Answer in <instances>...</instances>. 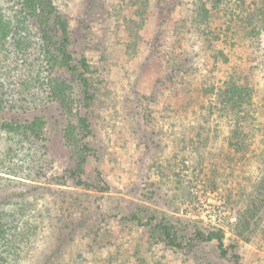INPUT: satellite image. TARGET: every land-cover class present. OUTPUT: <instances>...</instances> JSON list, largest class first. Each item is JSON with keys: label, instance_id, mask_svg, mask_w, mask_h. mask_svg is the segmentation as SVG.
Returning a JSON list of instances; mask_svg holds the SVG:
<instances>
[{"label": "rangeland", "instance_id": "374dc122", "mask_svg": "<svg viewBox=\"0 0 264 264\" xmlns=\"http://www.w3.org/2000/svg\"><path fill=\"white\" fill-rule=\"evenodd\" d=\"M215 1L0 0V263L264 264V0Z\"/></svg>", "mask_w": 264, "mask_h": 264}, {"label": "trees", "instance_id": "16d2710c", "mask_svg": "<svg viewBox=\"0 0 264 264\" xmlns=\"http://www.w3.org/2000/svg\"><path fill=\"white\" fill-rule=\"evenodd\" d=\"M23 1L26 2V5L29 8H32L31 10L36 11V12H40V13L43 12V14L47 13L46 15H50L51 13H53L54 11L57 10L56 7L52 4V0H23ZM221 1L222 0H216L215 2L220 4ZM28 10L30 11V9H28ZM57 12L58 13L56 14V18L60 20L59 27H60V34L61 35H60V39L51 45H54L55 50H57L58 52L63 54L62 59H64L67 63H69L71 60V54H70V52H68V45L70 43L68 23L66 22V20L62 19L61 13L59 11H57ZM261 15L264 17V10L262 11ZM4 34L5 35L9 34V32H4ZM44 38H45V40H47L45 34H44ZM48 42H50V41L48 40ZM45 43H46V41H45ZM45 46H48V45L45 44ZM83 63L86 66V60H84ZM36 76H37V78L35 77L36 81H38L37 79L39 77H38V75H36ZM46 80L50 81L51 78L47 77ZM83 80H84V82H86L85 79H83ZM234 88H237V87L236 86L232 87L231 91L233 93L239 94L241 96L243 95V94H241V91H239L238 88H237L238 91L234 90ZM226 95H227V92H226ZM86 124H85V126H86V128H88V123H86ZM0 172H2V171H0ZM12 172H10L8 174L15 175V173H12ZM0 177H1V175H0ZM79 184H82L81 180H79ZM0 229L2 230V225H0ZM163 229H164L166 237L169 239L171 244L178 245V243L175 242L174 237L172 236L171 227L169 225H163ZM197 235L201 238L206 237L201 232H198ZM206 238H208V239L216 238L219 241V247L222 250V253L226 254V250L224 249L223 238L221 235H219L218 233H215V232H211V233H209V235ZM1 260H2V257H0V261ZM0 264H3V263H0ZM236 264H239L238 261H236Z\"/></svg>", "mask_w": 264, "mask_h": 264}]
</instances>
